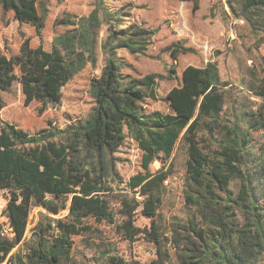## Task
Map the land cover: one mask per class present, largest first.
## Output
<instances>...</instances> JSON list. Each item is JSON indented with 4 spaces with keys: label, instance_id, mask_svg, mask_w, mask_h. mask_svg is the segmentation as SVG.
<instances>
[{
    "label": "trees",
    "instance_id": "trees-1",
    "mask_svg": "<svg viewBox=\"0 0 264 264\" xmlns=\"http://www.w3.org/2000/svg\"><path fill=\"white\" fill-rule=\"evenodd\" d=\"M94 1L95 9L88 18L56 20L55 26L74 28L55 36L47 51L43 45L46 4L41 0H0V7L13 12L20 27H35L41 41L34 48L19 30L25 41L17 55L8 47L5 52L0 48V89L11 91L19 82L25 106L35 101L45 107L59 103L64 87L87 61H95L94 29L101 24L100 15L108 27L102 43L105 65L101 76L91 81L94 106L86 118L64 128L50 123L48 128L29 133L0 116V191L6 193L3 215L8 219L7 225L0 223V264H73V237L89 232L90 220L114 224L115 214L106 198L112 190L107 181L109 162L128 138L144 153L146 171L133 176L128 187L148 203L124 202L129 218L121 227L129 240L143 233L155 244L157 258L147 264H264V174L244 170L250 162L247 132L239 125L220 126L227 84L215 71L188 66L180 86L167 94L173 113L146 114L143 105L147 99L157 100L160 83L176 79V71L168 69L167 75L150 73L142 78L125 76L123 70L131 65L120 53L151 57L148 48L157 31L128 23L123 9L111 10L106 5L114 0ZM230 1L231 12L243 18L253 34L264 31V0H239L238 8ZM169 50L176 61L179 54L195 52L181 44ZM255 93L264 98V81ZM206 119L221 130L216 148L210 152L200 146ZM251 123L252 130L264 129V118ZM183 132L189 155L185 200L194 211L163 231L157 208L169 173L163 169L152 174L149 167L159 156L172 152ZM235 181H239L238 192L231 187ZM142 204L141 213L151 219L148 230L134 226L133 215ZM33 206L53 216L68 206L69 212L60 218L45 216L47 224L39 222L34 240L24 243L25 254H12L23 243ZM110 262L141 264L114 257Z\"/></svg>",
    "mask_w": 264,
    "mask_h": 264
},
{
    "label": "rangeland",
    "instance_id": "rangeland-1",
    "mask_svg": "<svg viewBox=\"0 0 264 264\" xmlns=\"http://www.w3.org/2000/svg\"><path fill=\"white\" fill-rule=\"evenodd\" d=\"M41 1L48 9L43 38V45L47 50L52 49L55 36L74 28L67 24L55 26L56 20L65 21L70 17L79 21L88 18L95 9L94 0ZM238 1L231 0L230 3L238 8ZM106 5L111 10L123 9L128 15V23L157 31L153 43L148 48L151 57L136 58L124 51L120 53V58L131 65L123 70L125 76L142 78L150 73L167 75L168 69L176 71V79L160 83L157 100L147 99L143 105L145 113H173L166 99L167 94L180 86L183 72L188 66L217 72L220 81L227 84L223 87L226 102L220 126L239 125L247 132L250 142L246 145V150L250 162L244 166V170L256 176L264 174V129H251L253 119L264 118V98L255 93L264 81V31L253 34L248 23L231 12L227 0H114ZM196 7L198 8L195 10ZM2 10L1 22L10 24L6 36L0 35V47L3 50L8 47L10 51H18L25 39H30L32 47L41 44L34 29L12 26L13 13ZM99 17L101 24L94 29L95 61H87L85 68L64 87L61 101L46 107L37 101L25 106L22 86L15 83L11 91L0 89V116L3 120L29 133H36L48 128L50 123L64 128L90 114L94 106L90 93L91 81L102 74L105 65L102 43L108 36V27L104 24L102 15ZM19 30L25 34V39L21 37ZM176 44L193 48L195 52L179 54L176 61L169 50ZM204 126L200 133V146L210 152L216 148L215 140L221 130L209 119L205 120ZM183 134L184 132L179 135L170 154L159 156L149 167L152 174L163 169L169 173L157 208L159 219L163 218V231L168 229L172 221L186 220L194 211L185 200L189 155ZM143 156L138 143L131 138L126 139L124 145L113 154L107 175L112 190L106 193V198L115 214V223H97L90 220L91 230L73 237V264H112L110 259L113 257L126 263L136 261L147 264L157 258L155 244L148 241L143 233L132 241L126 237L121 227L129 218L125 215L128 210L126 204L143 203L146 199L128 187V182L133 176L146 173ZM231 187L238 192L239 181H235ZM6 204V193L0 191V223L4 225L8 223L7 217L3 215ZM142 209L143 204L133 215L134 226L139 230H148L151 219L141 213ZM68 212L69 206L60 215L53 216L42 207L33 206L23 243L15 248L12 254H25L24 243L34 240V228L45 216L60 218ZM44 224H47V220H44ZM171 252L174 253L172 250Z\"/></svg>",
    "mask_w": 264,
    "mask_h": 264
},
{
    "label": "crops",
    "instance_id": "crops-1",
    "mask_svg": "<svg viewBox=\"0 0 264 264\" xmlns=\"http://www.w3.org/2000/svg\"><path fill=\"white\" fill-rule=\"evenodd\" d=\"M1 8V7H0ZM0 10H2V8L0 9ZM3 11V10H2ZM4 12V11H3ZM8 12H11V11H8ZM11 13H13V12H11ZM13 18H14V13H13ZM8 24V23H7ZM7 24H3L2 22H1V20H0V35L1 34H3V35H5L6 36V34L8 33V26H10V24L9 25H7ZM12 26H15L16 28L17 27H20V24L17 22V21H15V18H14V21H13V23H12ZM31 27L32 29H34L35 30V33H36V36H38L37 35V32H36V29H35V27H33L32 25H29V24H24L22 27ZM39 38V37H38ZM41 43V42H40ZM0 45H1V43H0ZM12 47V46H11ZM38 47V46H37ZM1 48V47H0ZM21 48V47H20ZM20 48H19V50L18 51H15L13 48V51H11V53L13 54V55H17L18 53H19V51H20ZM34 48H36V47H34ZM2 49V48H1ZM3 50V49H2ZM47 50V49H46ZM4 52H5V50H3ZM47 51H50V50H47ZM16 83H19V82H16ZM15 84V83H14ZM20 84V83H19ZM21 85V84H20ZM22 86V85H21Z\"/></svg>",
    "mask_w": 264,
    "mask_h": 264
},
{
    "label": "built area",
    "instance_id": "built-area-1",
    "mask_svg": "<svg viewBox=\"0 0 264 264\" xmlns=\"http://www.w3.org/2000/svg\"><path fill=\"white\" fill-rule=\"evenodd\" d=\"M8 231V230H7Z\"/></svg>",
    "mask_w": 264,
    "mask_h": 264
}]
</instances>
